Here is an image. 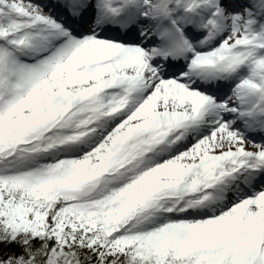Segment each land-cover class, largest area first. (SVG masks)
Returning <instances> with one entry per match:
<instances>
[{
	"label": "snow or ice",
	"instance_id": "1",
	"mask_svg": "<svg viewBox=\"0 0 264 264\" xmlns=\"http://www.w3.org/2000/svg\"><path fill=\"white\" fill-rule=\"evenodd\" d=\"M0 264H264V0H0Z\"/></svg>",
	"mask_w": 264,
	"mask_h": 264
}]
</instances>
